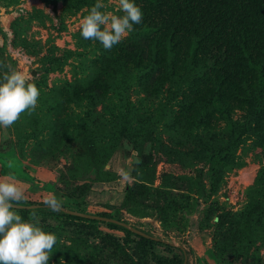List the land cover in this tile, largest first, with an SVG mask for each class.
I'll list each match as a JSON object with an SVG mask.
<instances>
[{
	"label": "rangeland",
	"instance_id": "374dc122",
	"mask_svg": "<svg viewBox=\"0 0 264 264\" xmlns=\"http://www.w3.org/2000/svg\"><path fill=\"white\" fill-rule=\"evenodd\" d=\"M23 3L0 0V64L30 74L40 97L35 111L0 127V177L25 186L22 204H42L19 212L28 219L35 211L39 226L56 234L49 264H159V257L264 264V147L252 130L241 141L230 139L225 124L219 135L203 125L177 131L178 93L168 83L148 95L144 68L117 65L99 94L94 77L105 49L79 30L96 0H41L20 10ZM140 36L134 28L121 43ZM50 195L66 208L116 215L174 246L145 245L122 228L53 212L42 202Z\"/></svg>",
	"mask_w": 264,
	"mask_h": 264
},
{
	"label": "trees",
	"instance_id": "16d2710c",
	"mask_svg": "<svg viewBox=\"0 0 264 264\" xmlns=\"http://www.w3.org/2000/svg\"><path fill=\"white\" fill-rule=\"evenodd\" d=\"M135 3L144 14L143 23L134 26L141 36L104 51L97 67L99 73L94 77L98 93H103L102 86L108 84V77H113L117 65L133 70L144 68L149 72L145 82L148 95L157 94L168 83L178 93V109L171 116L177 131L187 133L203 125L219 135L225 124L231 140L241 141L242 135L252 130L250 133L264 147V0H135ZM238 110L242 115L235 118ZM228 151L227 148L219 157L228 158ZM16 210L24 216L29 211ZM62 213L122 228L140 237L145 245L165 242L174 246L114 222L63 210ZM96 214L123 220L116 215ZM94 227L104 235L102 229ZM158 263L167 264L162 257Z\"/></svg>",
	"mask_w": 264,
	"mask_h": 264
},
{
	"label": "clouds",
	"instance_id": "9594fccd",
	"mask_svg": "<svg viewBox=\"0 0 264 264\" xmlns=\"http://www.w3.org/2000/svg\"><path fill=\"white\" fill-rule=\"evenodd\" d=\"M116 11L106 10L105 0H96L87 15L79 21V30L85 40L98 41L105 50H111L143 23L144 14L135 0H112ZM0 78V127L9 128L24 113L35 111L40 97L32 76L12 70L9 65ZM8 169L15 167L8 160ZM127 178V173H123ZM27 200V189L19 181L0 177V264H49L57 236L45 231L35 211L24 219L17 209ZM43 204L53 212L62 210L64 201L56 195L46 196Z\"/></svg>",
	"mask_w": 264,
	"mask_h": 264
},
{
	"label": "water",
	"instance_id": "95a60500",
	"mask_svg": "<svg viewBox=\"0 0 264 264\" xmlns=\"http://www.w3.org/2000/svg\"><path fill=\"white\" fill-rule=\"evenodd\" d=\"M42 204H21L18 206V208H34V207H39ZM62 210L70 213V214H74V215H78V216H82V217H87V218H93V219H98V220H105V221H109V222H114L117 223L119 225H122L126 228L131 229L132 231L139 233L143 236L146 237H153V238H157L149 233H147L146 231L133 226L131 224H129L128 222L115 218V217H110V216H104V215H100V214H92V213H88V212H83V211H79V210H75V209H70V208H66V207H62ZM184 264H186V261L184 262Z\"/></svg>",
	"mask_w": 264,
	"mask_h": 264
},
{
	"label": "built area",
	"instance_id": "2783aa9c",
	"mask_svg": "<svg viewBox=\"0 0 264 264\" xmlns=\"http://www.w3.org/2000/svg\"><path fill=\"white\" fill-rule=\"evenodd\" d=\"M26 3V4H25ZM25 3H23L19 8L20 10H26L29 8V4H36V3H41V0H25ZM50 6V7H49ZM48 7L51 10H59L60 6L59 3H53L50 4Z\"/></svg>",
	"mask_w": 264,
	"mask_h": 264
}]
</instances>
